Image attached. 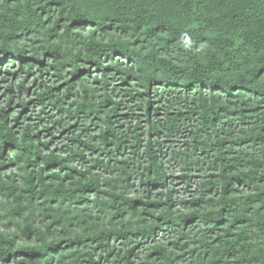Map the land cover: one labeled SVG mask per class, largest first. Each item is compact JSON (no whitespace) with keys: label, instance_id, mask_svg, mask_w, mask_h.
<instances>
[{"label":"trees","instance_id":"obj_1","mask_svg":"<svg viewBox=\"0 0 264 264\" xmlns=\"http://www.w3.org/2000/svg\"><path fill=\"white\" fill-rule=\"evenodd\" d=\"M1 84L0 264H264V0H0Z\"/></svg>","mask_w":264,"mask_h":264},{"label":"rangeland","instance_id":"obj_2","mask_svg":"<svg viewBox=\"0 0 264 264\" xmlns=\"http://www.w3.org/2000/svg\"><path fill=\"white\" fill-rule=\"evenodd\" d=\"M12 70L17 71L18 70V65H15ZM65 75H66V73H65ZM72 77H73L72 74H70L68 76V78H63L62 80H59V79H57L54 76L48 77V76L44 75V76H39L38 77L36 84L33 83V77H31V78L28 79V83H27L31 87V91H30V96L29 97H30V99H31V97L34 98V94H36L35 92H38V91L41 90L40 88H38V86L41 84L42 81L46 84L45 86L57 87L58 85L66 84V82L68 80H71ZM11 78L16 79L17 77L14 78L13 76H10V79ZM76 81H77V79L75 78V82ZM15 82L17 83L18 79H16ZM5 85L6 84H1L0 85V97H1L0 103H1V107L6 104L5 103L6 99H5L4 95H3L4 92H5V89H6ZM118 98H120L119 101L123 102L121 104V106H120V109H119V114L123 113V115H121V119H124L123 116H126L125 114H129V116H131L132 119H133V126L134 127L138 126V128L136 129L137 132L143 133L144 131H147V126H148V124H147V113H148V110H147V105L145 106V103H143V101H142L143 97L138 94L137 97L132 98L127 93L121 92V96L116 97L114 100L117 101ZM71 100H72V98H71ZM151 101H152L151 102V111H152V113L156 112L157 108H160L159 114H162L163 113L164 102L158 100L155 97H152ZM15 106H16V104H13V107L11 108L12 112L9 115L10 116L9 120L11 121L12 124H14V122H13V116H14L13 111H15V109H14ZM152 113H151V119L154 121L155 120V115H152ZM37 114H38V112L36 111V113L34 115H28V116H33L32 120L37 122V117H36ZM68 116L69 115H66V114H62V115H60V114L56 115L55 114L54 117H52L51 119H49L48 116L44 117V122L39 123L40 128L43 129V126H46V124H45L46 119L48 120V122H50L47 126H51V132L50 133H46L45 132V133L47 135H49L48 136L49 138L47 137L46 140H50L51 147L57 146V148L60 149L64 145L69 144L67 139L71 136V132L70 131L72 130V126H71L70 129H69L70 126L68 127V129H65V128L68 126L67 124L76 123V122H75V120L71 121L68 118ZM59 120H60V123L65 125V127H63V126L59 127L58 125H56L54 123L55 121H59ZM113 120H118V117H114ZM139 120H140L141 123H139ZM19 126H21V125H17V128H19ZM62 128H64V129H62ZM130 150L131 149H128L127 152L130 151ZM130 154H132V153H130ZM178 173L179 172L177 171L176 174H178ZM135 184L137 185V189L140 190L139 183L135 181ZM175 188L179 189L181 194H184L186 186H185V183L182 180L177 179L176 183H175ZM190 191H191V189H190ZM191 192H188L187 195H185V196L190 195Z\"/></svg>","mask_w":264,"mask_h":264}]
</instances>
